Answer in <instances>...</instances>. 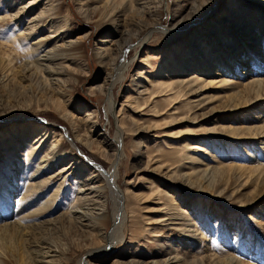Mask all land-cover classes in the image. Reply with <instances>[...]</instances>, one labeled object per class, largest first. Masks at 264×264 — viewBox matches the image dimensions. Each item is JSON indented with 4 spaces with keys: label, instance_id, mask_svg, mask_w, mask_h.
Returning <instances> with one entry per match:
<instances>
[{
    "label": "rangeland",
    "instance_id": "374dc122",
    "mask_svg": "<svg viewBox=\"0 0 264 264\" xmlns=\"http://www.w3.org/2000/svg\"><path fill=\"white\" fill-rule=\"evenodd\" d=\"M129 2L0 0V172L22 160L17 177L22 179L14 184V198L4 204L0 226L33 212L28 218L32 229L23 227L21 233L11 225L0 230V264H32L29 252L45 246L58 251L47 258L52 264H152L176 250L179 264H222L228 253L262 264L264 221H258L264 220V72L251 69L250 59L239 56L251 47L264 62V0H161L150 14L143 13L138 0L132 7ZM15 13L17 18L7 20ZM128 18L140 25L133 27ZM52 35L57 37L41 40ZM121 44L117 62H105L104 52ZM218 48L228 51L223 60L238 59L233 74L215 68ZM205 51L206 63L198 70L192 56L201 60ZM37 60L43 65H36ZM28 63L30 70L23 71ZM46 67L58 73L42 76L40 68ZM161 73L174 83H186L173 90L178 91L175 100L170 92H159ZM194 74L202 82L191 83ZM46 75L52 84H46ZM223 75L228 85L221 83ZM87 120L94 124L88 130L83 125ZM41 125L49 130L43 133ZM100 133L113 144L106 156ZM36 134L47 140L26 168ZM21 135L30 139L13 152L12 142ZM51 140L72 146L73 156L38 180L59 173L73 158L85 164V177L92 171L114 172L103 231L108 239L118 225L111 245L102 248V230L91 232L70 215L82 165L58 176L36 203L17 214L15 198L28 192L27 176ZM184 141L200 148L185 156ZM167 204L178 211L171 221ZM43 207L44 213L37 214ZM196 228L203 235L187 231ZM233 228L240 229H234V236L249 243L248 255L235 250L242 243L233 244ZM253 254L259 259L249 260Z\"/></svg>",
    "mask_w": 264,
    "mask_h": 264
},
{
    "label": "bare ground",
    "instance_id": "6f19581e",
    "mask_svg": "<svg viewBox=\"0 0 264 264\" xmlns=\"http://www.w3.org/2000/svg\"><path fill=\"white\" fill-rule=\"evenodd\" d=\"M160 1L161 0H138L137 4L139 3V5L143 6V10H144L143 13L150 14V12L152 13L151 9L155 8L156 4H158V2H160ZM33 3H35V2H33ZM129 3L131 5V7H132L133 4L135 3V0H130ZM205 4L209 5V1L206 2ZM118 11H119V9L117 10V12ZM245 11H244V14H245ZM236 13H238V11H236ZM14 17L17 18L18 14L14 15V16H11V18H9L7 20H11ZM37 17H40V16L38 15V16H35L34 18L36 19ZM3 19L6 20V18H3ZM129 20H130L129 24L132 25L133 27H136V26L140 25V24L137 23L138 21H135L134 19H133V21H131L132 19H129ZM35 26H37V23L32 25L31 30L34 29ZM239 27H242V26L240 25ZM27 34H29V33H27ZM12 36L14 37L15 35L12 34ZM55 37H57V36L56 35H52V36H48V37L45 36L41 40H44V39H47V38L48 39L49 38H55ZM127 37L129 38V36H127ZM131 40L130 41H126L124 43H129V42H131ZM75 45H76L75 43H71L70 45L68 44V46L71 49L75 48ZM123 45L124 44H121V45H119L117 47V49H113V51L111 50L112 52L105 51L104 54H103V59L105 60V62H109L110 61L111 63H108V64L114 65L117 62V59L120 57V53L124 49ZM209 48L206 49L208 52H210ZM224 51L225 50H223L221 48L216 49V53H217V55H216V58H217V62L216 63L217 64L216 65H217V67H215L214 64L210 65V67L214 66L215 68H218L220 66L219 69H220V71H223L222 74H229L230 75V74H233V69L235 67L239 66L238 59L235 58V60L232 61L233 63H231V61L228 62V61L223 60L225 58L224 54H228V51L226 53ZM208 52L205 51V53H203L204 55L202 54L203 58H201V60H200V58L198 59V57L196 58V57L192 56L194 58V61H195L194 63L196 64V66H198V70L203 67L202 65L204 63H206ZM52 56L53 57H50L49 60H53L52 58H54L55 55H52ZM239 57L240 58H246V59L248 58V59H250L249 62H247V66H251L250 67L251 69H257L258 73L259 72L260 73L264 72V64H263L264 62L260 63V61L258 59V54L255 52V49L250 47V48H248L247 51H242V54ZM107 58H109L108 61H106ZM228 59L230 60V56H228ZM39 60H43V59L40 58ZM39 60L35 61V63L38 66L39 65L42 66L43 64ZM11 63H12V61L9 60V64H11ZM185 65L188 66L189 64H185ZM23 68H24L23 71H26V72L29 71L30 70L29 63L24 65ZM34 68L36 69V66ZM183 69H185V68H183ZM40 70L42 71V74H43L42 76H44L45 72H48L49 74L58 73L57 71H55V70H53V69H51L49 67H46L45 69L40 68ZM210 71L211 70L208 69L206 73H209ZM163 74H164V76L162 77ZM238 75H239V73H238ZM111 76H112V74H110V79H111ZM166 76H167V73H161V76L158 75L157 76V81H156L158 83H156V85H157L160 93L165 94L166 92H164V91H168V92H170V94L172 96L171 98H174V100H175L178 97V91L177 90L173 91V90H175L176 86H179L180 84L181 85L182 84L185 85L186 83H184V82L174 83L172 81L171 77H166ZM45 77H46V80H47L46 84H48V83H49V85L52 84V80L50 79V77H48V75H46ZM224 77H225V75H223V77H221L220 81H221V83L223 85H226V84L228 85L227 79H225ZM201 79L202 78L200 76L194 74L192 76V79L190 80V82L191 83L202 82ZM105 82H106V78H105ZM108 82L109 81H107V83ZM254 82H253L252 85H254ZM234 83H237V81L234 80L232 82V84H234ZM257 83H259V82H257ZM104 85H106V83H104ZM188 87H190V85H188ZM104 88H105L104 86L103 87H99V90L103 91ZM90 115H91V113L88 115V117H90ZM87 122H89V121L87 120V121L83 122V125L85 124V128H87V130H88V128L89 127H93L94 124H88ZM39 127H40V129H42L43 133H46L49 130V129H46V126H42L41 125ZM77 128L82 130L80 123H78ZM42 135L43 136H41V134H39V135L36 134V137L34 138V141H35L33 143L34 145L31 146L32 148L28 151V154H27L28 155L27 157L29 159L27 160L26 168L30 164L31 160L34 159V156L36 155L38 150L42 149V147L44 146V144H45V142L47 140L46 137L44 136L45 134H42ZM80 136L81 135H79L78 137L80 138ZM99 137H100V139H99L100 140V144L105 146L104 153H105V156H106V154H108V153H106V149H108V147H111L113 144L110 143L109 141H106V138L103 137L102 133L99 134ZM27 139H30L29 135H27V136L24 135V137L21 135V136H19V139L17 138V140H14L12 142L13 152L14 151H18L20 146L24 145V142L27 141ZM184 139H185V141H189L188 140L189 138H184ZM185 141L182 144L183 145L182 149L184 150V151H182V153H184L185 156H188L187 153H185L187 150H190V149L193 150L194 148H197V149L200 148L198 145H194L196 147L192 146V148H189V147H187V143ZM50 143H51L50 144L51 148L48 150V152L45 155L41 156L42 160L40 161V163H38V166L34 169V171L31 172V174H29L27 176V178L29 179L28 182H30V184L28 186V192H24L20 197L15 198L16 199L15 201L17 202V204H15L16 211H18L17 214H19V211L21 210V208L28 207L29 204L32 203V202L36 203L35 200L38 199L39 197H41L42 191L45 188H47V186L52 181H54L58 176L63 175V173H66L69 169H73V168L75 169L76 168V164L77 165H82V168L79 170L80 172H78V174H76V172H72V171H74V169L70 172V173H73L74 175L75 174L77 175V178L79 179L78 182H80V187L78 189V193H79L78 197L76 198L77 201H76L75 204H72L69 212H70V215L72 216V219L76 220L78 222V224H81L82 227H87L88 229L91 230V232H94L95 230H97V231H101L102 230V232H103L104 229H106L104 227H105L106 223L108 222V217H109V214L107 212L108 196H109L108 190H109L110 187L113 186V184H111L112 183L111 179H114V172H112L111 170H106V172L104 171V172H100V173H98L97 171H92V173H90L88 177H85V173H86L85 172V167H84L85 164H83L82 161H80V159L73 158V161H71L69 164L64 165L63 168L61 167V169L58 171L59 173H57V174L53 173V174L49 175V177H47V178H45L43 180H38V178H40V177H42V176H44L46 174H49V171H51V169L53 167H55L57 164L62 163L66 159H70L71 160L70 157L73 156L74 149L72 148V146H69V144H66V143H63V142L61 143L60 140H58V141L57 140H55V141L51 140ZM94 144L95 143L91 141V143H89L88 146L91 147ZM15 156H16V154H15ZM10 159H12V157H10ZM13 161H14V159H13ZM21 161H19V163H17V165L9 164L5 168L4 171L0 172V178H1L0 180L2 181L0 183V218H1V212L6 210V209H4L5 208L4 204L6 203L7 199L8 198L9 199L10 198H14V195L17 192V188L14 187V184L16 182L18 183L20 181V179H22V176L17 178L18 174H19L18 173V169H19L20 165H22ZM261 170H262V168H261ZM70 173H68L65 176L66 179L69 177ZM21 175H23V172H22ZM10 179H11L12 182L8 183V181ZM36 180H38V181H36ZM62 184L63 183H61L59 185L58 191H55V193L52 194L51 197L53 195L55 196V195H57L59 193V190L62 187ZM52 198L54 200V197H52ZM169 201L171 202L172 200L169 199ZM9 203H10V201H9ZM11 204L12 203H10V205ZM172 204H174V203H172ZM38 207H40V206H38ZM45 208H47V207L45 206ZM45 208L43 207V208L37 209L38 211L36 210V213L37 214L44 213V211L46 210ZM7 210H8V208H7ZM263 210L264 209H262V214L260 215L262 217H264V211ZM8 212L9 211H7V213ZM166 212H167V215L169 216L168 220L171 221V219H175V215H177V214H174V213H176L178 211L174 210L173 207L170 204H167V211ZM184 212H185V210L183 211V210L179 209V213H178L179 216L183 215L182 213H184ZM32 213H33L32 211L28 212V213L24 212V214H22L21 217H18L17 221L11 222V223H7L5 225L0 226V230H2V231L7 230V227L10 228L11 225L15 228L16 231L21 232V233H22L23 227H24V229L25 228L32 229L31 225H30V222L28 221V218L32 217ZM172 216H174V218H172ZM185 216H187V215L185 214ZM4 218H6V217L3 216L2 219L4 220ZM187 218L189 219V215L187 216ZM219 219H221V218H219ZM259 219L260 220L258 221V223H261V222L264 221L261 218H259ZM221 221H223V220L221 219ZM221 221L219 222L220 225H222ZM170 224H179V223H172L171 222ZM193 225H195V227L196 226L198 227L196 222ZM34 226H35V224H34ZM1 227H3V228L1 229ZM98 227H100V230H98ZM117 227H118V225H115L113 227L114 231L110 234V236H109L110 238H108V239H106L107 237H106L105 233L104 232L102 233V235L100 236V238L103 240V242H102L103 245L101 246L102 248H104V246L105 247L109 246V245H111L113 243L112 241L114 239V235L118 233V228ZM234 229H239V228H233L232 232L234 231ZM187 231H192V232H194V231L196 232L197 231L198 232V233H196L197 235H201V234L203 235V232L200 231L199 228H196L194 230L187 229ZM236 232H238V231H236ZM99 233H101V232H99ZM231 234L233 235V238L235 240L233 244H236V243L241 244L242 243L241 245L243 246V247H240L241 246L240 245L237 249L235 248V250L238 251V252H243V254L248 255L249 252H248V247L247 246H248L249 243L247 244V243L241 242L243 238L239 237L240 235L239 236H236V235L234 236L235 232H233ZM240 234H243V232H241ZM153 235H155V234H153ZM100 238L98 239V241L101 240ZM201 238H203V237L201 236ZM94 239H95V237H94ZM96 240H97V238H96ZM99 243H100V241H99ZM50 247L49 246H47V247L45 246V247H43V249L41 248L42 250L41 249L38 250V249L35 248V250H33V251L32 250L30 251L28 249V252L30 251L29 254L31 256L30 260H31L32 264H52L53 260L49 261L47 258H51L52 256H55V255L51 256V254L53 252L56 253L58 251H57V249L54 250V249H52V247L51 248ZM44 248H46V249H44ZM95 254H97V252H95L92 255V257ZM179 255H180L179 252L176 250L174 256L169 257L168 259H165L162 262H153L152 264H179L178 263L180 261ZM249 257H251V258H249V260H255L256 261V259H259V257L257 255H254V254L252 256H249ZM241 260L242 259L237 257L235 254L228 253V256L226 257V259H224L222 264H224V263H226V264H252L249 261L243 262ZM220 261H222V260H220ZM132 262L133 263H130V264H139V261H137V262L132 261ZM263 263H264V261H262V264Z\"/></svg>",
    "mask_w": 264,
    "mask_h": 264
}]
</instances>
